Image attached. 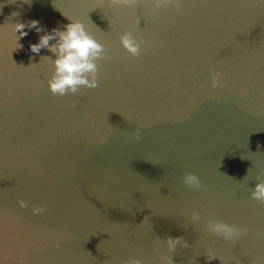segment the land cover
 <instances>
[{
	"label": "water",
	"instance_id": "1",
	"mask_svg": "<svg viewBox=\"0 0 264 264\" xmlns=\"http://www.w3.org/2000/svg\"><path fill=\"white\" fill-rule=\"evenodd\" d=\"M179 3L0 0V264H264V203L251 196L264 179V0ZM32 20L44 31L17 42L14 25ZM71 20L107 58L97 88L53 95L57 57L30 46ZM209 220L249 231L224 241ZM169 236L189 247L170 253Z\"/></svg>",
	"mask_w": 264,
	"mask_h": 264
},
{
	"label": "clouds",
	"instance_id": "2",
	"mask_svg": "<svg viewBox=\"0 0 264 264\" xmlns=\"http://www.w3.org/2000/svg\"><path fill=\"white\" fill-rule=\"evenodd\" d=\"M30 2V0H26ZM139 0H109L111 6H135ZM175 3L177 10H179V0H153V7L158 8L161 5L167 6ZM18 15V13H13ZM69 19V18H68ZM64 26V30L53 28L50 33H46L39 37V42L31 44L30 50L32 53L39 54L41 49H47L56 55V59L52 61L54 72L51 79L48 80L50 91L53 95L64 96L69 93L76 94L81 87L87 89H95L98 85V60L107 58V49L104 44L98 42L87 30L86 26L80 22L71 20ZM139 24V19L137 20ZM29 30L35 29L37 33L44 31L40 26V22L32 20L28 24L17 23L14 25V32L19 33L17 42L28 35L25 28ZM50 41H55L50 44ZM120 42L124 49L127 50L134 57L141 54V42H138L132 32H127L120 37ZM22 47L18 43V48ZM212 86L217 87L220 85V75L216 74L212 77ZM75 107V104L73 105ZM137 139L140 137L139 128L135 133ZM264 175V174H262ZM259 181L255 189L252 191L251 196L254 200L264 203V179L260 176L257 177ZM184 184L196 190H207V186L203 184L201 179L192 172H187L183 177ZM21 208H27L28 204L24 200L18 201ZM46 211V206H38L32 209L33 215H39ZM194 221L200 220L199 213H192ZM207 229L221 237L224 241L234 242L241 235L246 234L249 229L247 227H237L227 222L219 220H209ZM167 245L170 253H174L177 245L182 248H188L189 244L183 236L175 238L167 237ZM209 259H216L217 256L209 252ZM164 264H175L172 255H164L162 257ZM122 264H144V261L136 258H129L122 262ZM191 264V262H189Z\"/></svg>",
	"mask_w": 264,
	"mask_h": 264
}]
</instances>
